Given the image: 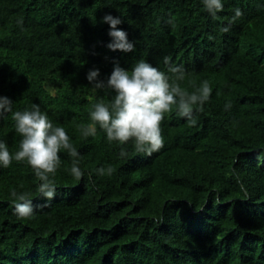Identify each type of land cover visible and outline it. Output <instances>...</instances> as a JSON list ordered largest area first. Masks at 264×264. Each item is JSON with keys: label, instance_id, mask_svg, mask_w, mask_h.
<instances>
[{"label": "trees", "instance_id": "16d2710c", "mask_svg": "<svg viewBox=\"0 0 264 264\" xmlns=\"http://www.w3.org/2000/svg\"><path fill=\"white\" fill-rule=\"evenodd\" d=\"M109 13L133 52L107 47ZM165 57L188 73L186 91L212 88L195 126L174 106L151 156L129 144L120 158L99 129L82 136L92 103L114 95L93 90L90 69L107 79L114 61L130 70L144 59L167 72ZM0 96L13 111L38 104L86 169L74 179L61 151L49 201L29 165L0 168V264H264V0H224L217 18L201 0H0ZM14 123L0 116L12 152ZM108 164L112 176L96 173ZM13 187L32 192L34 216L15 215Z\"/></svg>", "mask_w": 264, "mask_h": 264}, {"label": "clouds", "instance_id": "9594fccd", "mask_svg": "<svg viewBox=\"0 0 264 264\" xmlns=\"http://www.w3.org/2000/svg\"><path fill=\"white\" fill-rule=\"evenodd\" d=\"M203 8L213 17L224 9V0H201ZM240 15L239 9L236 16ZM103 23L108 24L111 41L107 47L112 51L133 52L136 44L129 39L126 30L119 27L124 20L111 13L106 14ZM227 31V28L224 29ZM168 71H162L147 60L140 59L129 70L114 61L111 74L101 79L99 68L90 69L87 80L93 90H106L114 93L108 102L99 99L89 109L90 123L77 125L84 138L98 135V129L106 134L108 143L120 146V158L128 156L127 145L131 144L136 153L151 156L159 152L165 144L161 123L166 114L175 106L177 115L186 118L191 126L197 124L196 108L203 111L210 99L212 88L207 80L194 92L186 91L181 82L188 73L182 66L172 65L170 58ZM53 95L55 91L49 89ZM231 107V104L227 105ZM14 101L8 96H0V116L12 113L15 132L21 137L18 150L10 151L6 140L0 139V168H9L13 160L29 165L38 183L40 195L53 200L57 195L56 175L61 168V151L71 158L70 175L81 180L86 169L81 167L82 156L74 146L65 127L58 126L42 111L38 104L30 108L13 111ZM97 174L112 176L115 169L111 164L95 170ZM22 187V186H21ZM14 213L18 218L34 216L32 192L10 189Z\"/></svg>", "mask_w": 264, "mask_h": 264}]
</instances>
